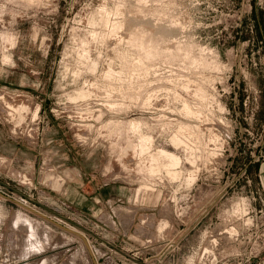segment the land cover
<instances>
[{"label":"rangeland","instance_id":"rangeland-1","mask_svg":"<svg viewBox=\"0 0 264 264\" xmlns=\"http://www.w3.org/2000/svg\"><path fill=\"white\" fill-rule=\"evenodd\" d=\"M263 161L264 0H0V264H264Z\"/></svg>","mask_w":264,"mask_h":264},{"label":"crops","instance_id":"crops-1","mask_svg":"<svg viewBox=\"0 0 264 264\" xmlns=\"http://www.w3.org/2000/svg\"><path fill=\"white\" fill-rule=\"evenodd\" d=\"M256 172V177L259 181V185L264 193V161L257 165ZM81 178V174L75 173L74 179H69L64 182L56 183L49 180V182L46 184L48 188L47 191L50 193H55V199L63 202L61 204L65 205L67 208H71V210L82 211L84 209V206H86V209L91 208L90 210H92L89 215L105 217V219L108 220V223L115 224V216L118 217L119 214L116 213L114 207V199H116V197L114 195L112 196L111 194L112 192H114L113 189L111 187H107V185L104 184L106 185V187H102V189L100 190L96 188L95 193H93L92 190H88V182L83 181V178ZM46 199H49L48 201L55 202L51 197H46ZM105 201L106 205L105 207H103L102 202ZM124 218L123 216H121V224L123 223ZM129 221L131 224L134 221L132 220L131 215H129ZM131 224L129 225V228L108 229H110L113 233H118L121 235L123 234L124 236H127L133 229L130 228ZM133 233L137 234L135 229L133 230ZM110 246L113 247L112 244H110Z\"/></svg>","mask_w":264,"mask_h":264},{"label":"bare ground","instance_id":"bare-ground-1","mask_svg":"<svg viewBox=\"0 0 264 264\" xmlns=\"http://www.w3.org/2000/svg\"><path fill=\"white\" fill-rule=\"evenodd\" d=\"M169 157H170V156H169ZM31 225H32V224H31ZM32 230H33V229H32ZM32 232H34V230H33ZM32 237H33V236H32ZM32 237H31V239H32ZM35 238H36V237H35ZM31 239H30V240H31ZM38 244H39V243H38ZM31 245H32V244H31ZM33 245H34V244H33ZM37 246H38V245H37ZM29 248H30V247H29ZM31 248H32V249H31ZM31 248H30V250H33V251L37 249V247L35 248V246H32ZM39 248H41V247H39ZM30 250H29V251H30ZM38 250H39V249H38ZM36 252H37V251H36ZM40 252H41V249H40ZM28 253H29V252H28ZM32 254H33V253H32ZM34 254H35V253H34ZM73 263H74V262H73Z\"/></svg>","mask_w":264,"mask_h":264},{"label":"water","instance_id":"water-1","mask_svg":"<svg viewBox=\"0 0 264 264\" xmlns=\"http://www.w3.org/2000/svg\"><path fill=\"white\" fill-rule=\"evenodd\" d=\"M27 209L31 210L30 208H27ZM71 231H72V230H71ZM72 232H74V231H72Z\"/></svg>","mask_w":264,"mask_h":264},{"label":"built area","instance_id":"built-area-1","mask_svg":"<svg viewBox=\"0 0 264 264\" xmlns=\"http://www.w3.org/2000/svg\"><path fill=\"white\" fill-rule=\"evenodd\" d=\"M258 264H262V263H258Z\"/></svg>","mask_w":264,"mask_h":264}]
</instances>
